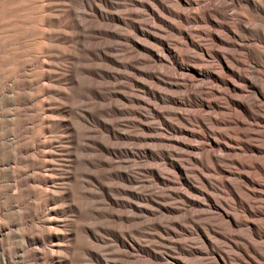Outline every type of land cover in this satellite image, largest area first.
<instances>
[{
  "label": "bare ground",
  "instance_id": "1",
  "mask_svg": "<svg viewBox=\"0 0 264 264\" xmlns=\"http://www.w3.org/2000/svg\"><path fill=\"white\" fill-rule=\"evenodd\" d=\"M63 1L65 21L59 24L60 31L51 41L65 47L56 45L49 50L54 54L53 59L59 54L61 61L68 64L63 88L52 86L59 81L52 80L47 62L31 59L30 43L33 42H30L29 18L32 17L25 14L28 8L21 14L19 22H13L19 23L18 27L13 26V20L6 17L4 20L0 9V264H144L141 255L145 254V249L133 241L147 224L144 217L150 213L147 207L150 201L145 193L149 188L136 181L138 173L143 171V155L133 148L136 139L131 135L133 131L129 134L130 130H127L133 127H128L132 125L128 122L131 112L117 105L125 97L114 95L111 100L107 94L113 77L111 67L125 69L122 74L128 81L124 71L136 72L129 64L131 61L126 64L117 61L118 52L121 54L120 43L128 39L123 32L128 30L125 27L129 23L122 18L128 9L124 4V7L120 6L119 0ZM149 1L151 3H145L143 7L152 20L171 30L195 50L181 55V51L178 53L169 48L167 33L163 38L156 37V32L139 33L159 45L160 51L146 50V55L153 61L164 67L166 57L187 63L176 65L178 74L174 78L170 76L172 79L166 77V73L162 74L165 71L160 74L161 78L173 83L174 96L169 98L170 102L181 106L184 95L201 97L204 79L220 84L223 86L221 92L212 91L220 96L226 93L224 104L217 106L201 99V107L219 110L226 119L224 123L230 125L226 128L228 135L219 133L224 140L223 147L238 145L239 152L255 153L263 160L261 128L253 131L244 128V123L250 120L264 128V0H172L178 9L189 8L186 15L172 11L164 1ZM13 7L9 8L13 10ZM239 10L246 13L248 28L242 27L239 20L240 25L234 21L233 16ZM87 12L94 14L97 25L86 20ZM165 15L177 20L179 23L176 24L188 23L190 30L169 23ZM122 27L125 28L123 34L119 32ZM92 34L105 36L106 40L97 39L96 43H91ZM34 63H41L46 68L37 79L31 76ZM189 81L197 83L191 93L185 88ZM41 82L44 84L36 92L35 87ZM105 90L106 94L103 93ZM161 94L152 95L161 100ZM53 96L64 101L62 110L56 107L43 110L41 103L56 105ZM151 106L149 111L156 114ZM37 111L39 115L36 116ZM178 119L184 121V126L172 127L171 131L186 139H195L197 136L186 128L189 118L183 119L179 115ZM100 130H104V138L100 137ZM52 131L62 135L56 143L43 137ZM233 136L246 139L250 136L252 144L240 142ZM206 141L211 149L219 147L215 139ZM172 142L187 150L185 161L205 168L202 159L196 155L201 147L184 145L178 139ZM248 160L236 164L240 168L252 165L262 182L252 179L248 173L242 179L264 192V163L253 157ZM56 166L59 169L53 170ZM177 172L185 176L183 169L177 168ZM202 174L196 175L206 188L205 177L208 175L203 177ZM228 189L234 201L245 204L234 187ZM198 193L227 226L231 228L237 224V220L224 210L225 204L210 199L211 195L208 197L202 191ZM193 205L202 206L199 201ZM157 209L160 213L167 211L163 207ZM130 240L134 242L132 246L128 244ZM154 260L157 264H179L156 255Z\"/></svg>",
  "mask_w": 264,
  "mask_h": 264
},
{
  "label": "rangeland",
  "instance_id": "2",
  "mask_svg": "<svg viewBox=\"0 0 264 264\" xmlns=\"http://www.w3.org/2000/svg\"><path fill=\"white\" fill-rule=\"evenodd\" d=\"M62 1L63 0L0 1V9L3 12L2 18L4 20L6 18L13 20V26L18 27L19 23L16 22H19L20 17L22 16L21 14H24L28 10L25 14L28 18L32 17L29 18V21H31L30 42H33L30 43V48L32 50V53L30 54L31 59L34 62L43 61L50 65L51 69L49 75L56 83L59 81L57 84H52V86H57L58 88H63V79L67 76L65 71L68 64L67 62L61 61L59 54L55 55L56 58L53 59L54 54L50 53L49 50L56 45L62 49L65 47V45L51 41L54 35L60 31V28L58 27L59 24L65 21L63 13L65 11V3ZM161 1H164L166 6L172 11L181 14L185 13L186 15L189 9L186 7L178 9L172 0ZM148 2L151 3L149 0L117 1V3H120V6L122 5V7H124L125 5L124 8L127 7L126 9H128V13H122L124 15V17L122 15V18L129 23L128 27H125L128 30H125L124 27L119 29L120 33L124 30L127 32V34L125 31L123 33L128 39L120 43L122 50L120 49L121 54L119 52L117 54V56L120 57H117V61L120 64H126L131 61L129 64L136 69V72L129 70L124 71V74L126 73L127 78H129L128 81L122 74V71L125 69H122V67H111V69H113L112 76L114 78H111V85L107 89V94H109L108 99L114 100V95H122V97H125L124 101L117 103V105L122 106L131 112L132 116L128 115V122L130 124L132 123V125H129L128 127L133 126L134 128L130 127V129L127 130H130L128 132L129 134L133 131L131 135L136 139L135 145L137 147L133 145V148L141 152V155H143L141 159L143 171L138 173L136 181L144 183V185L149 188L146 189L148 191H145V193L147 199L150 201L147 206L150 213L144 217V219L146 218L147 220V224L139 230L137 236L133 237V241H136L145 249V254L141 255V260L143 262L144 259V262H147V264H149V262L150 264H157L154 260L156 255L162 256L168 261L174 260L179 262V264H263L264 192L259 191L250 183L245 182L242 177L246 175L245 173H248L254 180L260 179L262 182V178L261 176H257L258 173L257 175L254 173L252 165H249V167L242 166L243 168H240L236 163L238 161H247L252 157L259 159V161L264 163V159L261 160V157L255 153L239 152L237 150L238 145H228L227 148L223 147L224 140L220 137L219 133L228 135L226 130L230 125L224 123L223 120L226 119L220 114L219 110H207L201 107L202 100L211 102L212 104L214 103L217 106H222L224 104L226 93L223 92V95L220 96L214 92H221L223 86L220 84L204 79L205 81L203 80V84H201L203 92L200 96L202 98L193 97L188 94L182 97L181 102L183 104L181 106L174 105L170 102L169 98L174 96V88L172 87L173 83L169 79L161 78L160 74L165 71L162 74L166 73L167 75L165 74V76H169L168 78L172 79V76L174 78V76L178 74L175 68L176 65H186L187 63L182 59L176 61L174 59L172 60V58L166 57L165 67L161 66L146 55V50L154 49L155 51H160L159 45H155L156 43L153 44L152 41L141 37L139 33H141V31L145 34H154V32H156L154 35L158 38H163V35L167 33L165 37H169V48L171 50L173 49V51H178V53L181 51V55L190 54L191 52H195V50L191 46L185 45L184 42L171 30L152 20V17L144 11L145 9L143 7L145 3L147 4ZM16 4L19 6L17 7ZM95 4L99 5L97 2H95ZM9 7H13V10ZM7 8H9V10ZM26 8L28 9L26 10ZM90 13L91 12L86 13V20H92V22L97 25L98 21L94 18V14ZM164 17L167 18L165 20L171 24L175 25L176 23H179L172 17L166 15ZM233 19L237 24L240 25L241 23L242 27H249L246 13L243 10H239V12L237 11L236 15L233 16ZM238 20L240 23H238ZM14 21L16 22L13 23ZM152 25L155 26V30ZM176 25H181L182 29L187 31L190 30L191 27V25L186 22ZM156 26H160L161 29L158 27L156 28ZM94 35L96 34L91 35V43L92 41L93 43H96L95 40L97 39L98 41L106 40L105 36H100L98 34L96 36ZM37 64L34 63L31 69V76L34 79H37L38 76L42 75L46 69L45 67H42L43 65H41V63ZM248 66H250V64H248ZM125 83H127V85ZM42 84L44 83L41 82V84L39 83L36 85V92L39 91ZM122 84L126 86H122ZM196 84V82L189 81L185 88L191 93L190 90ZM107 91L105 90L103 93L106 94ZM124 92L126 93V96H123V94L125 95ZM211 92L214 94H211ZM155 93L161 94V100H156L153 97L152 94ZM44 97L45 94L42 98ZM53 99L55 100L56 105L45 106L41 103V108L47 110L48 108L53 109L56 107V109L62 110L64 101L54 96ZM38 100L41 101V97H38ZM72 101L74 102V98ZM186 104L188 106H186ZM150 106H154L153 108L156 110V114L149 111ZM180 112L184 113L182 114ZM35 115H39V112L37 111ZM179 115L182 116L183 119L189 118L188 124L190 126H188V124H186L188 127L185 126L188 130L191 129V132L197 136L195 139H186L185 136H182L181 134L177 135L171 131L172 127L180 128L184 126V121L178 119ZM131 117L134 118L132 119ZM164 121H167L168 123ZM200 123L204 125V128L201 127ZM244 128L250 130L253 129V131L261 128L262 136L264 137V128L256 126L255 123L250 120H246ZM99 135L104 138V130H100ZM61 136L62 135L55 134L52 131L45 134L43 137L45 140L47 139L51 141V143H56L58 137ZM181 138H183V140H181ZM208 138L215 139L220 148L217 147L211 149L208 147L206 143V139ZM235 138L240 142L252 144L250 136H248V139H246L247 137ZM40 139L43 140L42 137H40ZM177 139L184 145L193 144L202 148L199 154L196 155H198V158L200 157L202 159L203 164L205 165L204 169L194 163H191L192 166L189 164L190 162L187 160L185 161L187 150L181 146L173 144L172 142V140ZM175 151L178 152L177 155L175 154ZM181 152L185 153L182 154ZM180 155H182L183 158L182 156L180 157ZM218 156L220 157L217 158ZM222 161L224 162L223 164H226L222 165ZM56 164L60 165L61 163ZM177 168H181L185 171L184 177L177 172ZM55 169H59V167H53V170ZM197 173H203V177L205 174V176L208 175V178L205 177L208 183L206 188L200 183L201 181L196 175ZM229 186L234 187L242 195L243 200L246 201L245 204L233 200L228 189ZM198 191H202L208 197L211 195L209 198L218 203L225 204L224 210L237 220V224L230 228L222 222L218 216L208 208V204H206L207 202H203L202 196L199 195ZM200 200L202 201L200 202ZM198 201L202 205L200 208L193 205V202ZM157 207L166 208L167 211L160 213L157 211ZM203 211L204 214L202 213ZM206 211L210 212V214ZM247 211L248 213H246ZM157 213L161 215H158ZM243 238H245V240ZM133 241L130 240L128 244L132 246V244H134ZM130 253L132 254V252Z\"/></svg>",
  "mask_w": 264,
  "mask_h": 264
}]
</instances>
